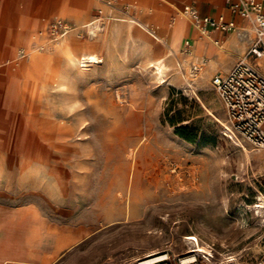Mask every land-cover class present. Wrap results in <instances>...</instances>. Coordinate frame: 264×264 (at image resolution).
<instances>
[{
  "label": "rangeland",
  "instance_id": "obj_1",
  "mask_svg": "<svg viewBox=\"0 0 264 264\" xmlns=\"http://www.w3.org/2000/svg\"><path fill=\"white\" fill-rule=\"evenodd\" d=\"M110 2L97 12L112 18L101 23L111 22L109 31L120 23L114 17L133 16L132 8ZM65 25L47 21L40 41L55 42L72 29ZM106 30L88 49L103 62L83 72L61 53L45 54L37 68L31 54L10 63L5 107L23 86L37 85L34 127L41 131L47 120L64 127L51 137L46 162L27 148L24 155L10 151L0 137V205L9 214L22 207L39 212L64 242L52 264H131L162 255L182 264L196 255L192 235L212 254L206 261L201 252L199 264H255L264 255V207H258L264 205V150L233 143L210 114L226 120L211 83L217 72L209 76L207 65L192 75L186 52L180 69L178 60L177 70L167 61L160 77L148 65L155 52L126 31L106 44ZM74 32L92 41L90 32Z\"/></svg>",
  "mask_w": 264,
  "mask_h": 264
},
{
  "label": "crops",
  "instance_id": "obj_2",
  "mask_svg": "<svg viewBox=\"0 0 264 264\" xmlns=\"http://www.w3.org/2000/svg\"><path fill=\"white\" fill-rule=\"evenodd\" d=\"M114 2L132 8L133 17L166 34L170 32L172 22L181 13L184 14L187 5L193 6L201 18L218 19L222 16L226 22H233L234 28L229 31L209 29V36L220 44V46L216 44L218 48L212 47L207 42L203 44L204 55L208 56L211 53L213 56L208 63L209 76L214 72L227 73L241 54L249 49L250 38L241 33V28L247 26V20L240 14L232 13L226 0H114ZM105 4L109 2L107 0H0V91L3 87V77L8 79L6 70L10 63L18 59V54L29 46L31 41L36 44L41 42L40 35L47 21L61 20L64 21L63 28L69 23L74 29L78 27L77 23L80 20L104 19L107 15L97 12L101 5ZM81 7L85 14L78 13ZM187 19L186 17L184 36L195 38L197 29ZM60 23L54 24L60 25ZM196 45H198L197 41ZM262 62L264 63V59L259 60L261 70ZM4 103L5 98L0 92V123L6 122L4 113L7 112L8 107L6 108ZM134 190L137 191L136 184ZM13 209L15 210L9 214L8 209L0 205V264H52L58 254L64 250V242L55 239V234L49 230L47 222L34 208ZM24 248L27 252L22 256L19 254L17 258L11 255L14 250Z\"/></svg>",
  "mask_w": 264,
  "mask_h": 264
},
{
  "label": "bare ground",
  "instance_id": "obj_3",
  "mask_svg": "<svg viewBox=\"0 0 264 264\" xmlns=\"http://www.w3.org/2000/svg\"><path fill=\"white\" fill-rule=\"evenodd\" d=\"M108 2L111 3L110 1ZM79 10V13H84L83 7L79 8ZM181 14L186 17L185 14ZM106 18L109 19L110 17H108L107 15ZM185 19L176 18L174 22H172V28L170 32H168L167 34L158 31L152 25L145 24L138 18L133 16H129L126 18L114 17V20L119 21L120 23L114 24L110 31L109 28L108 30H106V27L107 24H110L111 22H108L103 27L101 25V23H103V18H93L86 21L80 20L77 24L78 29H84L90 32L93 35L92 41L78 38V36H80V34L76 32V30L78 29L75 30L71 25H69L67 28L72 29H67L66 32L57 34L56 38L54 39L55 42L47 43L44 45L43 42L36 44L31 41L29 46H27L21 53H19L17 57H20V55L22 54H31L32 59L34 60V68H37L38 60L41 57H44L45 54L51 55L53 53H61L65 56V59L69 63L76 65L79 70L83 72L88 67L103 62V59H100V57L96 53L88 50L90 47H94L99 43L97 38L100 36V33H103L105 30L108 31V33L106 34L107 39L105 40L106 44H108V41L110 39H117L120 35H122L124 31H126L129 35V38L139 43L145 50L153 51L156 53L157 56L154 60L149 61L148 65L150 67H153L160 77H164L167 75L164 71V69L167 67V61H170L173 66V62L175 60L179 61L181 55L183 53L186 54V52L188 55L184 59V63L196 64L201 67V70H205L209 63V59H213V56H211V53L208 56L204 55L203 44L204 42L210 44V42L215 41L208 34L200 33L199 30H197V36L195 38L185 37ZM54 26L56 25L54 24ZM133 29L139 30V33L135 34L133 32ZM142 31H145L148 35H150V37H152V39L147 36L148 39L146 40L144 37L145 32L143 33ZM73 32L78 35L75 36ZM69 33L72 34L67 36ZM196 41L198 42V45H196ZM187 45H190V50H186ZM38 50L43 51L44 53L38 55L37 53H35ZM174 66L177 70L176 65ZM177 66L179 67L178 69H180V67L182 66V62H177ZM8 81L9 79L3 77V87L0 92L3 94L4 98L6 96L5 89L8 87ZM58 85L63 86L64 84L63 82H60ZM38 99L39 96L37 85H35L34 87H30V85L28 84L23 86V94L19 97V99H15L17 101L13 100L14 102L8 105L7 112L4 113L6 116V122L0 123V137L4 141L5 147L10 151H20L22 149V154L24 155V150L27 148L28 151L37 153L36 156L37 158H39L38 160H40L41 162H46L52 153L53 145L51 137L59 133L64 126L54 123L55 121L53 122L52 120H47L43 124V129L41 131L36 130V128L34 127V120L40 114L41 109L40 101ZM209 112L220 123H224V119L222 120L221 118L217 117L212 110H209ZM45 113L46 110L44 111V114ZM245 150L247 151V148H245ZM258 207H264V205L258 204ZM190 237H195L194 240L187 237V239L193 241L194 243V248L190 252H207V250L201 245L198 237L194 235ZM165 258L166 257L149 258L145 260V264H153V262L163 260ZM194 261V255L184 258L185 264H192Z\"/></svg>",
  "mask_w": 264,
  "mask_h": 264
},
{
  "label": "built area",
  "instance_id": "obj_4",
  "mask_svg": "<svg viewBox=\"0 0 264 264\" xmlns=\"http://www.w3.org/2000/svg\"><path fill=\"white\" fill-rule=\"evenodd\" d=\"M226 3L232 13L247 20V26L241 28V33L250 38V45L227 73H216L211 80L226 111V120L222 124L224 135L242 147L248 145L264 150V72L259 64V60L264 59V0H226ZM184 14L202 34L209 35L210 28L220 31L234 28L233 22H226L222 16L218 19L201 18L190 5L185 6ZM200 71L201 67L193 64L192 75ZM195 253L192 264H199L197 260L201 252ZM202 253H205L202 256L206 261H211V253ZM159 257L166 258L153 264H174L166 255ZM131 264H145V260ZM182 264H185L184 259ZM255 264H264V255Z\"/></svg>",
  "mask_w": 264,
  "mask_h": 264
},
{
  "label": "snow or ice",
  "instance_id": "obj_5",
  "mask_svg": "<svg viewBox=\"0 0 264 264\" xmlns=\"http://www.w3.org/2000/svg\"><path fill=\"white\" fill-rule=\"evenodd\" d=\"M189 239H193V240H194V239H195V237H189Z\"/></svg>",
  "mask_w": 264,
  "mask_h": 264
}]
</instances>
